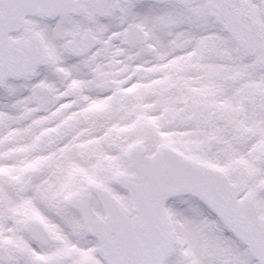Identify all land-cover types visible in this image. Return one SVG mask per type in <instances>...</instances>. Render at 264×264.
<instances>
[{
    "label": "snow or ice",
    "instance_id": "snow-or-ice-1",
    "mask_svg": "<svg viewBox=\"0 0 264 264\" xmlns=\"http://www.w3.org/2000/svg\"><path fill=\"white\" fill-rule=\"evenodd\" d=\"M0 264H264V0H0Z\"/></svg>",
    "mask_w": 264,
    "mask_h": 264
}]
</instances>
